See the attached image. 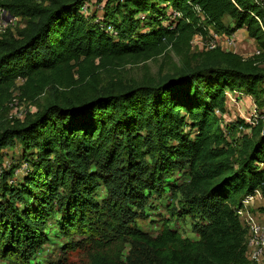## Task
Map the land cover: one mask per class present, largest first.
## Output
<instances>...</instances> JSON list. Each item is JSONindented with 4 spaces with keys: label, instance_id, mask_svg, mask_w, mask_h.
I'll use <instances>...</instances> for the list:
<instances>
[{
    "label": "trees",
    "instance_id": "trees-1",
    "mask_svg": "<svg viewBox=\"0 0 264 264\" xmlns=\"http://www.w3.org/2000/svg\"><path fill=\"white\" fill-rule=\"evenodd\" d=\"M89 1L2 5L24 27L0 41V91L18 78L30 82L49 73L70 78L73 69L95 60L158 55L173 40L205 37L207 29L227 35L244 29L264 52L253 17L264 14V4L252 0H107L101 25L80 13ZM173 11L181 17L172 18ZM262 65L264 54L243 59L211 49L194 66L154 82L106 86L87 99L53 103L6 130L0 150L21 140L30 158L27 173L13 184L11 172L2 175L0 260L36 264L37 252L50 241L46 225L54 221L65 253L128 237L150 248L148 264H253L246 256L247 229L236 211L258 191V215L264 216V128L234 148L219 123L227 112V91L253 99L264 94ZM180 164L188 170L190 203L201 214L197 239L182 240L168 222L150 237L132 222L152 195L167 190L165 171ZM100 188L107 194L97 200ZM173 198L175 193L169 212ZM178 215L182 220L194 214Z\"/></svg>",
    "mask_w": 264,
    "mask_h": 264
},
{
    "label": "rangeland",
    "instance_id": "rangeland-1",
    "mask_svg": "<svg viewBox=\"0 0 264 264\" xmlns=\"http://www.w3.org/2000/svg\"><path fill=\"white\" fill-rule=\"evenodd\" d=\"M12 0H0V18L6 19L5 10L2 6ZM40 3V2H38ZM107 0L99 2L90 0L88 2V13L84 15L90 23H103V9ZM47 6L44 3L42 7ZM3 21L0 19V25ZM24 24V20L21 19ZM11 29L1 30L0 41L4 40ZM22 31V30H21ZM20 31V32H21ZM17 32V31H16ZM243 34V33H239ZM17 37V34H12ZM224 43V45H219ZM218 48L228 49L230 52L242 54L243 48L253 53L255 43L244 39H237L236 42L226 43L221 41ZM246 45V46H244ZM210 51L205 39L199 40L197 35L184 40H173L160 54L142 56L138 58L126 57L121 61L99 64L98 60L83 63L71 72V77H61L54 74H43L30 82L13 83L8 90L0 91V136L11 127L21 125L37 114L44 111L50 104H63L66 100L90 98L99 89L106 86L119 87L128 84H145L156 81L160 76L172 74L179 69L194 66L204 55ZM242 56L244 59H252L253 54ZM264 69V65H262ZM253 103L258 106L260 117L255 120L254 125L246 122L249 117ZM225 118H221L220 129L226 135L227 142L234 148L239 147L244 137H250L258 128H264V94L250 100L248 97L231 103L226 109ZM224 117V116H223ZM244 117V118H243ZM242 121L247 124L241 125ZM241 125V126H240ZM29 148L24 147L22 141L15 140L12 145H7L0 150V182L4 172H11L12 178L9 183L21 179L28 171ZM166 191H162L161 197L152 195L150 203L145 205L143 213L138 216L132 225L142 232L155 237L164 225L178 232L182 240H196V227L201 225V214L190 203L193 194L188 190V170L182 164L165 171ZM62 190V194H63ZM175 193V198L170 208V198ZM107 192L100 188L96 199L100 200ZM188 200V201H187ZM25 201H28L25 198ZM262 200L252 203L250 210L259 216L261 213ZM23 206L20 204V208ZM168 210V211H167ZM191 211L194 215L184 216L182 220L176 217L179 213ZM255 212V213H254ZM181 216V215H180ZM264 219V217H263ZM45 232L49 242L45 244L34 257L36 264H148L153 261L149 247L143 243L136 242L128 237L119 238L112 244L81 246L72 251L64 252L61 248L66 242L58 238V229L54 221L46 225ZM0 264H7L0 260Z\"/></svg>",
    "mask_w": 264,
    "mask_h": 264
},
{
    "label": "built area",
    "instance_id": "built-area-1",
    "mask_svg": "<svg viewBox=\"0 0 264 264\" xmlns=\"http://www.w3.org/2000/svg\"><path fill=\"white\" fill-rule=\"evenodd\" d=\"M255 3L258 4H264V1L262 0H252ZM88 7L89 4L86 3L84 4L81 9H80V13L84 16L88 13ZM7 13L6 14V19L7 20H3L2 18H0L3 23L0 25L1 30H6L8 28H10L11 30H15L16 28H23L24 24L21 23V19L19 17H15L13 15H11L8 11L3 10L1 11V13ZM181 14L177 11H173L172 12V18H180ZM254 19L257 21V24L259 26V29L261 31V33L264 36V14L262 16H253ZM141 19H144V17L142 16ZM107 30L112 33V29L111 28H107ZM207 35L205 37L201 36V35H197V38L199 40H203L205 39V43L208 46V49H215L218 48V43L219 41H224L226 43H233L235 35H227V34H219L214 32L211 29H207ZM253 57H260V55L264 54V52H261L260 50H258L257 48L254 50V52L252 53ZM24 82L23 79L18 78L16 80V83H19V85H21ZM226 96V105L227 107L231 104L234 103L236 101H240V99H245V98H249L250 100H252V97L245 95L243 92L241 91H227L225 93ZM215 114L220 117L221 114L216 111ZM260 117V113L259 110L257 108V106L253 103V105L251 106V111L249 113V117L245 118L246 122L251 123L252 125H254L255 120L258 119ZM225 118V115L224 117ZM244 118V117H243ZM261 118L263 119L264 116H261ZM262 200V197L260 195V193L258 191H256L254 193L253 196H246L242 201H241V207L237 209L236 211V215L238 216V219L240 220V222L242 223V225L247 229V237H246V256L247 259L253 263V264H264V216H256L255 214H253V211L250 210L252 203L257 201V200Z\"/></svg>",
    "mask_w": 264,
    "mask_h": 264
},
{
    "label": "crops",
    "instance_id": "crops-1",
    "mask_svg": "<svg viewBox=\"0 0 264 264\" xmlns=\"http://www.w3.org/2000/svg\"><path fill=\"white\" fill-rule=\"evenodd\" d=\"M262 1H264V0H262ZM239 33H243V34H239ZM234 35H235V38H234V41L236 42V40L237 39H240V40H244V39H248L249 41H251V42H253V43H255L253 40H251V39H249L248 38V36H247V33H246V31L244 30V29H241V30H238L237 32H235L234 33ZM219 42H221V41H219ZM224 45V43H219V45ZM244 46H246V45H244ZM221 48V47H220ZM239 48H243L242 50H243V52H242V54H239L241 57L242 56H244V55H246V54H249V53H251V51H249V50H245V47H243V46H239ZM256 49V45L254 46V48H253V51ZM224 51H228V49H223ZM252 54V53H251ZM243 58V57H242ZM244 59V58H243ZM227 114V113H226Z\"/></svg>",
    "mask_w": 264,
    "mask_h": 264
}]
</instances>
